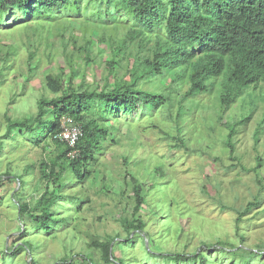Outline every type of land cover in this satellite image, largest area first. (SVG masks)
Instances as JSON below:
<instances>
[{
  "label": "rangeland",
  "instance_id": "obj_1",
  "mask_svg": "<svg viewBox=\"0 0 264 264\" xmlns=\"http://www.w3.org/2000/svg\"><path fill=\"white\" fill-rule=\"evenodd\" d=\"M81 8L87 14L78 17L79 21H71L76 15L65 18L63 27L32 21L17 9L5 14L0 23V264H83L85 254L101 258L95 242L116 234L119 238L112 243L115 258L133 253L144 264H164L149 262L146 249L194 252L218 241H229L228 247L234 246L231 250L243 246L258 253L261 247L260 256H253L248 264H264V82L250 91L252 99H239L219 121L221 79L208 92L184 101L186 114L179 117L178 101L188 87L186 78L175 83L168 73L162 79L140 78L137 85L145 92L171 93L168 107L139 119L110 120L117 129L97 159L89 163L90 173L81 179L64 173L68 180L63 181L65 186L51 210L58 222L50 231L20 214L19 202L33 206L43 193L53 190L47 180L60 148L42 139L39 131L18 127L7 136L8 121L34 122L38 102L57 95L46 77L62 76L66 87L72 77L73 88L95 92H109L120 78L128 82L138 78L128 72L129 58L117 59L122 68H111L108 63L116 45L110 46L108 39L100 41L102 30L112 40L126 38L134 23L113 8L112 18H97L89 0H82ZM136 42L126 56L139 52ZM149 46L141 55L147 54ZM249 101H253L251 106ZM250 107L248 121L237 127L231 154L225 145L224 123L239 119ZM160 167L164 177H158ZM131 174L143 182L148 202L140 214L151 238L133 232V244L125 249L119 241L127 232L119 219L132 218ZM17 176H22L23 184ZM121 190L125 191L120 194ZM255 197L259 207L241 217L236 226L237 210ZM209 256L214 264H243L236 256Z\"/></svg>",
  "mask_w": 264,
  "mask_h": 264
},
{
  "label": "trees",
  "instance_id": "obj_2",
  "mask_svg": "<svg viewBox=\"0 0 264 264\" xmlns=\"http://www.w3.org/2000/svg\"><path fill=\"white\" fill-rule=\"evenodd\" d=\"M81 2L82 0H0V23L3 22L5 14L17 9L23 17L31 18L32 21L58 23L59 27H63L66 23L65 18L76 15L71 21H79L78 17L83 13L87 14V10H82ZM89 2L94 4L95 8L91 13L97 18L106 15L112 18L113 8L134 23L126 38L115 41L111 39L112 35L111 38H107L108 35L106 36L102 30L100 41L108 39L110 46L116 45L114 56L108 63L111 68L112 66L122 68L123 65H120L119 61L129 58L128 65L131 68L128 72H134L138 78L134 80L131 78L129 82L124 78L116 79L114 88L109 92H95L73 88L72 77L69 86L66 87L62 76L48 75L47 85L57 95L51 100L42 99L38 102L39 108L34 122L8 121L7 136L13 128L18 127L30 132L39 131L42 139H50L60 148L57 160L51 162L53 169L51 167V172H48L50 179L47 182L52 183L53 190L43 193L33 206L24 202L18 204L20 214H27L30 221L46 231H50L52 224L58 222L54 220L51 210L60 197L58 191L65 186L63 181L68 180L64 173L69 171L80 179L90 173L89 163L97 159L96 154L100 153L103 144L117 129L110 120L119 121L121 117L139 119L170 104L171 93L165 95L161 92H145L137 85L140 78L162 79L167 73L173 79L172 83L186 78L188 87L178 101L179 117L183 113L186 114L184 101L208 92L212 83L216 79H221L218 107L222 114L218 117L219 121L223 120V115L239 99H244V96H250L249 99H252L253 94L250 91L264 82V0H89ZM135 40L139 52L126 56L128 48ZM148 43L151 46L148 47L147 54L141 55ZM85 55L88 60L89 55ZM70 67L72 68V65ZM168 88L171 92L173 86ZM252 104L253 101H249V105ZM252 111L253 108L250 107L239 119L224 123L227 130L225 145L231 154L234 150L233 138L237 133V127L248 121ZM63 116L70 117L83 131L77 144L80 154L73 159L67 156L69 148L65 143L52 140L53 135L60 129V120ZM182 140L183 138H180L181 142ZM254 140L256 142L259 140L258 130L255 132ZM257 163L258 166L261 164L260 157H257ZM159 174L158 177H164L161 167ZM16 178L23 184L22 176ZM130 178L129 187L132 189L134 202L132 218L119 219L127 232V236L119 241L125 249L133 244L134 237H130L133 232L142 237L141 233H144L147 239L151 238L150 233L145 230L146 223L140 214L142 206L148 202L143 182L132 174ZM123 191L125 190H121L120 194ZM259 205V198L255 197L245 208L237 210L236 226L240 223L241 217ZM118 238L119 234H116L95 242L94 246L100 250L101 258L95 259L93 253L85 254L83 264L146 263L141 258L133 256V253L115 258L112 243ZM240 238L244 240L243 236ZM229 243L218 241L215 245L205 246L203 250L194 252H155L146 249V253L150 257L149 262L157 261L164 264H214L209 253L215 256L222 254L240 257L243 264H248L253 256H260L262 251L261 247H258L259 252L256 253L253 249L243 246L238 250L236 248L231 250L234 246L228 247ZM211 248L213 252L210 251Z\"/></svg>",
  "mask_w": 264,
  "mask_h": 264
},
{
  "label": "built area",
  "instance_id": "obj_3",
  "mask_svg": "<svg viewBox=\"0 0 264 264\" xmlns=\"http://www.w3.org/2000/svg\"><path fill=\"white\" fill-rule=\"evenodd\" d=\"M60 129L52 137L53 141L65 143L69 148L67 156L71 159L79 156L77 144L83 134L79 124L73 123L68 116H63L60 120Z\"/></svg>",
  "mask_w": 264,
  "mask_h": 264
}]
</instances>
